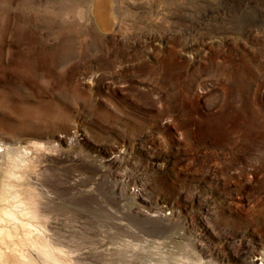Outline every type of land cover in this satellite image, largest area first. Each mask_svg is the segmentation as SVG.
Here are the masks:
<instances>
[{
    "label": "rangeland",
    "instance_id": "374dc122",
    "mask_svg": "<svg viewBox=\"0 0 264 264\" xmlns=\"http://www.w3.org/2000/svg\"><path fill=\"white\" fill-rule=\"evenodd\" d=\"M1 204L0 264H264V0H0Z\"/></svg>",
    "mask_w": 264,
    "mask_h": 264
},
{
    "label": "bare ground",
    "instance_id": "6f19581e",
    "mask_svg": "<svg viewBox=\"0 0 264 264\" xmlns=\"http://www.w3.org/2000/svg\"><path fill=\"white\" fill-rule=\"evenodd\" d=\"M101 6H99V7H97L98 8V11L100 12L101 11V8H100ZM106 11V10H105ZM99 16H100V18H104L105 20L108 18V14L107 13H105L104 11H101L100 13H99ZM43 145V144H42ZM6 158V157H5ZM3 160H5V159H3ZM3 163V162H2ZM21 166V165H20ZM7 167V166H6ZM7 169V168H6ZM8 171V170H7ZM12 172V171H11ZM17 174V173H16ZM10 175H11V173H10ZM18 175V174H17ZM118 175V174H117ZM16 178V177H15ZM18 178H19V176H18ZM9 182V181H8ZM11 184V183H10ZM7 185V184H6ZM9 187V186H8ZM8 189V188H7ZM10 189V188H9ZM7 191H9V190H7ZM2 193V192H1ZM6 193V192H5ZM3 195V194H2ZM5 195V194H4ZM11 196V195H10ZM15 197V196H14ZM20 197V196H19ZM10 198V197H9ZM13 198V197H12ZM3 199V198H2ZM22 200V199H21ZM2 202V201H1ZM4 202V201H3ZM5 203V202H4ZM20 203H23L22 201H20ZM26 204V203H25ZM25 204H23V206L25 205ZM28 204V203H27ZM26 204V205H27ZM2 205V204H1ZM0 205V206H1ZM3 206V205H2ZM0 207V243H3V242H5V241H3V240H5L4 238H3V236L5 235V234H7V235H11V228H13V230H14V232H15V227L16 226H19V225H23V226H25V225H27V224H29V222H25L24 220H23V215L24 214H27V213H30V212H33L32 211V208L31 209H28L27 208V206H24V208H22V209H18V210H15V208L14 209H11V208H6L5 206H3V207ZM15 206V205H14ZM18 206V205H17ZM148 213V212H147ZM33 214L35 215V214H37L36 212H33ZM19 223H21V224H19ZM37 223V222H36ZM36 226V225H35ZM40 236V235H39ZM38 236V237H39ZM25 237V236H24ZM22 238V240H23V242L25 243V242H27L26 240H25V238ZM41 237V236H40ZM22 242V241H21ZM31 245L33 246H38L39 247V249L41 250V251H43L44 253H46L47 255H51V256H53V247L51 246V244H50V242L48 241V240H44V241H42V240H40V238H39V240L38 241H31ZM19 250V254H20V256H21V258L18 260L19 261V263L20 264H36V262H35V260H34V258L31 256V255H29L27 252H26V250H23V249H18ZM33 250V249H32ZM34 252V251H33ZM259 255H261L262 253L261 252H257ZM58 254V253H57ZM4 255H5V252L4 251H2V249H1V247H0V260L1 259H3V257H4ZM255 255H252L251 257H250V260H249V264H259L258 262H256V261H252V257H254ZM45 259V258H44Z\"/></svg>",
    "mask_w": 264,
    "mask_h": 264
}]
</instances>
